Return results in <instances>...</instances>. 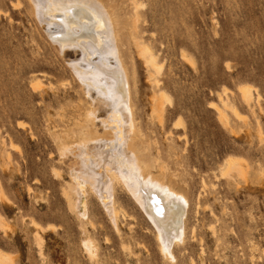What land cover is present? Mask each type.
I'll return each mask as SVG.
<instances>
[{"label":"rangeland","instance_id":"374dc122","mask_svg":"<svg viewBox=\"0 0 264 264\" xmlns=\"http://www.w3.org/2000/svg\"><path fill=\"white\" fill-rule=\"evenodd\" d=\"M102 1L128 71L135 153L146 178L187 198L183 239L163 255L117 182L116 214L91 191L88 214H75L74 157L61 149L84 136L89 98L31 2L0 0V264H264V0ZM174 200L148 196L178 217Z\"/></svg>","mask_w":264,"mask_h":264},{"label":"bare ground","instance_id":"6f19581e","mask_svg":"<svg viewBox=\"0 0 264 264\" xmlns=\"http://www.w3.org/2000/svg\"><path fill=\"white\" fill-rule=\"evenodd\" d=\"M29 1L36 19L43 25L57 50L62 53V56L64 52H70V55L74 56L68 57L67 63L82 84L90 102L85 117L86 123L81 128L78 126L80 128L78 130L84 136L79 143L64 145L61 149L62 154H66L65 149H67L74 157L69 169L72 192L70 203L73 211L78 217L88 214L86 195L91 191L107 214L114 212L115 199L111 201L112 203L106 200H111L115 194L114 183H120L155 228L156 239L163 255L171 253L172 243L183 239L187 198L175 192L174 189H164L165 185L159 188L150 178H146L151 174L146 173L147 170L144 166L142 167V161L139 162L140 159L135 153V150L140 148L136 140L139 131L135 125L128 71L121 56L118 43L119 32L113 14L102 0ZM141 51L144 52L145 60L154 64L152 65L154 69L156 61L153 54L148 52L147 47L142 48ZM161 66L162 64L160 69ZM157 68H159L158 65L155 69ZM160 69L154 72L157 73ZM31 86L38 85L31 84ZM246 88L249 90L248 86ZM242 93L244 98L249 97L246 90ZM162 95L164 96V92ZM162 95L160 93V96ZM157 102L154 99L155 105ZM233 111L237 113L236 110ZM101 112L104 116L98 118V113L101 114ZM225 170H223L224 174ZM143 171L147 174L146 177ZM151 176L153 178V175ZM150 195L161 197V200H165L168 205H171L172 199L177 200L178 205H174L180 211L178 217L156 213L158 205L156 208L150 207L148 201ZM114 214L109 216L113 222L116 218ZM89 244L86 243V247ZM2 256L0 253V257Z\"/></svg>","mask_w":264,"mask_h":264}]
</instances>
